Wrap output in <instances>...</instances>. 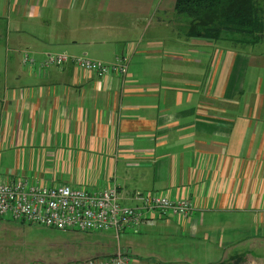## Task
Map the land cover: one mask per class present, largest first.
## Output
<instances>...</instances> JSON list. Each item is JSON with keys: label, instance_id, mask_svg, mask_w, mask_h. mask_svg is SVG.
<instances>
[{"label": "crops", "instance_id": "crops-1", "mask_svg": "<svg viewBox=\"0 0 264 264\" xmlns=\"http://www.w3.org/2000/svg\"><path fill=\"white\" fill-rule=\"evenodd\" d=\"M175 1L0 0V174L116 183L128 205L136 192L187 196L188 217L154 213L135 234L186 229L229 247L248 218L264 229V38L187 37L188 20L152 17ZM24 51L130 64L124 81L98 79L73 63L25 67Z\"/></svg>", "mask_w": 264, "mask_h": 264}, {"label": "built area", "instance_id": "built-area-1", "mask_svg": "<svg viewBox=\"0 0 264 264\" xmlns=\"http://www.w3.org/2000/svg\"><path fill=\"white\" fill-rule=\"evenodd\" d=\"M23 66L35 69L61 68L73 63L80 76L95 74L98 79L112 76L124 81L130 59L124 54L107 63L69 52L47 54L38 61L29 51L22 56ZM134 205L121 201L116 183L105 188L72 186L36 181L27 177L4 178L0 174V219L53 226L59 229L103 231L113 229L118 240L124 231L138 233L146 222H154L153 214L166 218L171 215L186 218L192 212L193 201L187 196L171 198L163 193L136 192ZM88 264H142L127 248L117 253L94 257Z\"/></svg>", "mask_w": 264, "mask_h": 264}, {"label": "rangeland", "instance_id": "rangeland-1", "mask_svg": "<svg viewBox=\"0 0 264 264\" xmlns=\"http://www.w3.org/2000/svg\"><path fill=\"white\" fill-rule=\"evenodd\" d=\"M262 3L264 5V0ZM163 5L158 7L159 12L153 11L154 19L160 16L171 20L174 23L170 26L175 25L176 30L185 23L184 20H190L189 16L176 11L165 13L163 8H170ZM254 221L248 218L247 233L240 239L235 238L237 241L231 242L229 247H213L202 241L200 235L198 240L193 238L186 229L170 232V235L154 232L152 236L127 231L122 232L118 240L113 229H59L0 219V264H88L94 257L116 253L119 246L131 247L133 252L139 248L142 264H264V229L258 230V220ZM217 235H214L215 241Z\"/></svg>", "mask_w": 264, "mask_h": 264}, {"label": "trees", "instance_id": "trees-1", "mask_svg": "<svg viewBox=\"0 0 264 264\" xmlns=\"http://www.w3.org/2000/svg\"><path fill=\"white\" fill-rule=\"evenodd\" d=\"M262 2L263 0H176L175 11L190 17L185 32L187 37L213 41L228 37L235 44H249L264 38Z\"/></svg>", "mask_w": 264, "mask_h": 264}]
</instances>
